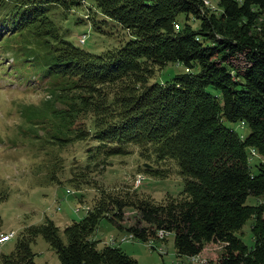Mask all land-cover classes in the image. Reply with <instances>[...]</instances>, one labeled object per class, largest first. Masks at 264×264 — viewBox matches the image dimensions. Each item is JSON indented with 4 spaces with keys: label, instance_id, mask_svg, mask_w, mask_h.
Segmentation results:
<instances>
[{
    "label": "trees",
    "instance_id": "1",
    "mask_svg": "<svg viewBox=\"0 0 264 264\" xmlns=\"http://www.w3.org/2000/svg\"><path fill=\"white\" fill-rule=\"evenodd\" d=\"M83 1L0 0L2 44L26 54L47 82V97L37 106L23 107L22 117L34 137L46 135L60 148L95 140L87 149L86 168L93 163L105 167L111 155L129 153V145L137 147L145 173L165 176L167 169L160 163L174 160L183 191L163 203L128 193L108 194L66 228L73 231L66 245L53 238L52 224L36 230L44 231L60 264H138L121 248L98 250L87 238L100 218L120 227L124 209L131 207L135 215L126 231L137 240L172 233L178 256L187 258L196 257L205 243L221 242L215 264H264V199L258 204L247 199L264 197V37L252 33L264 0H219L218 14L208 13L202 0H130L126 7L90 0L103 15L132 30V38L120 48L99 54L61 37L43 9L46 4L68 9ZM138 9L147 14H136ZM179 14L184 21L174 30ZM191 16L198 20L195 28L187 21ZM163 61L190 68L196 63L198 68L166 83H152L146 90L151 103L145 93L131 96L120 92V86L104 87L122 74L131 75V66L142 72L148 62ZM131 79L141 81L136 75ZM179 102L191 108L187 127L181 122L184 107ZM226 121L246 123L248 134L239 138ZM250 149L262 159L255 168L249 162ZM249 219L252 245L237 236ZM33 257L26 239L20 238L0 256V264H36Z\"/></svg>",
    "mask_w": 264,
    "mask_h": 264
},
{
    "label": "rangeland",
    "instance_id": "2",
    "mask_svg": "<svg viewBox=\"0 0 264 264\" xmlns=\"http://www.w3.org/2000/svg\"><path fill=\"white\" fill-rule=\"evenodd\" d=\"M99 1L104 2L103 5L107 7L115 4H126V7L132 3L130 0ZM202 1L208 13L218 14L222 10L219 0ZM136 5L133 3V6ZM43 9L61 37L94 54L120 48L132 38L130 27L103 15L90 0L68 9L59 4H46ZM139 11L147 14L141 9L135 11L136 14ZM183 21L184 15L179 14L172 25L174 30L181 28ZM187 21L193 28L199 24L192 16ZM147 27L154 28L149 25ZM252 28L256 37H264V11L258 12ZM83 35L85 38L81 43L79 38ZM2 43L1 38L0 239L8 236L9 232L11 239L0 244V256L10 252L17 241L24 238L34 253L33 260L36 264H60L59 256L45 238L44 231L36 230L38 225L55 226V229L49 228L52 229L53 238L66 245L73 232L66 231V228L82 220L93 210L99 199L108 194L128 193L130 197L146 198L154 203H163L169 195L182 194L183 179L174 160L167 159L160 163L161 167L167 169L165 176L151 175L141 169L143 161L139 158L137 147L129 145V153L111 155L105 167H94L93 163L91 168H86L89 163L87 149L96 144L95 140H77L60 148L49 143L46 135L34 137L33 129L25 122L21 110L27 105L37 106L47 97L46 79H40L39 69L29 64L26 54ZM129 68L131 75L140 78V82H134L131 75L127 76L125 73L122 74L123 78L106 83L104 87L109 86L113 90L120 86V92H129L131 96L145 93L151 103L152 96L146 95V90L153 88L152 83L169 81L175 75L196 71L198 66L194 63L190 68L178 61H163L161 64L148 62L142 72L135 68L133 70L132 66ZM181 103L178 104L184 107L181 122L187 127L192 119L188 115L191 108ZM224 124L234 129L239 138L248 134L246 123L226 121ZM260 160L261 157L250 149L251 167L255 168V163ZM247 199L249 204H258L264 197L249 196ZM134 215L135 211L126 207L123 220L119 222L120 227L106 218H100L94 230L92 226V230L87 233V238L95 241L98 250L105 246L121 248L136 259L138 264H215L222 252L221 242H208L195 258L179 257L172 233H159L158 238L147 241L137 240L126 231L127 226L133 222ZM251 223L252 219H249L237 232V236L247 245H252L253 240ZM74 232L78 230L75 229ZM47 233L51 235L50 232Z\"/></svg>",
    "mask_w": 264,
    "mask_h": 264
},
{
    "label": "built area",
    "instance_id": "3",
    "mask_svg": "<svg viewBox=\"0 0 264 264\" xmlns=\"http://www.w3.org/2000/svg\"><path fill=\"white\" fill-rule=\"evenodd\" d=\"M9 239H10V232H9V234H8V236L6 238L0 239V244H3L4 242L8 241Z\"/></svg>",
    "mask_w": 264,
    "mask_h": 264
},
{
    "label": "bare ground",
    "instance_id": "4",
    "mask_svg": "<svg viewBox=\"0 0 264 264\" xmlns=\"http://www.w3.org/2000/svg\"><path fill=\"white\" fill-rule=\"evenodd\" d=\"M161 234V233H160ZM163 235V234H162ZM7 237V235L5 236V237H3V238H1V239H4V238H6ZM10 239H11V232H10Z\"/></svg>",
    "mask_w": 264,
    "mask_h": 264
},
{
    "label": "water",
    "instance_id": "5",
    "mask_svg": "<svg viewBox=\"0 0 264 264\" xmlns=\"http://www.w3.org/2000/svg\"><path fill=\"white\" fill-rule=\"evenodd\" d=\"M144 166L148 167V166H149V164H147V163H144Z\"/></svg>",
    "mask_w": 264,
    "mask_h": 264
}]
</instances>
